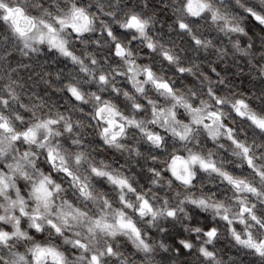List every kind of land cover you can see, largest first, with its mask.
<instances>
[{
	"label": "clouds",
	"instance_id": "clouds-1",
	"mask_svg": "<svg viewBox=\"0 0 264 264\" xmlns=\"http://www.w3.org/2000/svg\"><path fill=\"white\" fill-rule=\"evenodd\" d=\"M0 264H264V0H0Z\"/></svg>",
	"mask_w": 264,
	"mask_h": 264
}]
</instances>
